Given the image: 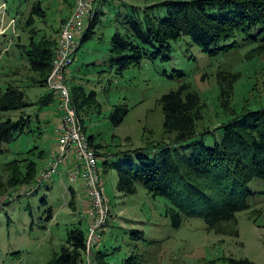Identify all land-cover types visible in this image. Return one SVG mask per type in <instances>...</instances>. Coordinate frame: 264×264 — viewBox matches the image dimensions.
Returning a JSON list of instances; mask_svg holds the SVG:
<instances>
[{
	"label": "rangeland",
	"instance_id": "rangeland-1",
	"mask_svg": "<svg viewBox=\"0 0 264 264\" xmlns=\"http://www.w3.org/2000/svg\"><path fill=\"white\" fill-rule=\"evenodd\" d=\"M71 1L0 0V93L9 84L18 85L27 100L34 103L46 92L45 86H35L31 80L25 49L30 37L53 34V29L59 27V20L67 14V5ZM162 1H104L91 37L77 48L69 74L64 79L68 90L76 84L85 92H95L96 104L84 110L82 121L84 133L92 135L98 143L101 159L116 150L168 141L162 128L158 99L181 83L180 77L173 74L177 69L188 77L191 88L200 97L203 120L197 131L203 126L213 128L226 118L217 100L218 71L224 75L227 72L237 74L227 104L237 109L247 106L256 109L264 105V56L247 58L251 44L210 57L195 47L185 52L174 45L169 61L143 60L121 74L109 70V39L119 29L122 16L141 15L146 6ZM37 2L44 10L43 15L31 12L32 5ZM157 13L163 15V9H158ZM29 16L33 21L25 29ZM30 29L35 33L31 34ZM170 75L173 76L169 78ZM117 106L126 108V113L119 125L113 126L109 115ZM57 108V99L43 106H28L23 113L30 116L29 127L14 141L0 143L2 183L7 177L2 170L3 164L18 159L33 147H36L34 151L44 152L38 161L33 187L0 190V264H44L53 252H58L67 230L78 226L87 231V218L80 211L81 205L75 210L67 205L68 187L72 186L77 195L82 188L79 183L70 185L67 182L64 167L57 170L60 177L54 174L31 193L56 146L57 137L53 131L59 119ZM17 117V111L0 113V120ZM100 179L109 201V217L100 235L99 248L92 249L108 253L110 264H121L122 259L130 255L136 264H224L220 260L222 257L246 258L254 264H264V193L248 200L250 209L236 213L238 235L233 236L206 231L199 218L185 219L177 229L172 228L165 215L166 200L152 197L140 186L135 194L123 196L116 190L117 174L112 168L101 172ZM258 187L264 189V184ZM251 209L260 210V213L249 215ZM134 231H138V236Z\"/></svg>",
	"mask_w": 264,
	"mask_h": 264
},
{
	"label": "trees",
	"instance_id": "trees-1",
	"mask_svg": "<svg viewBox=\"0 0 264 264\" xmlns=\"http://www.w3.org/2000/svg\"><path fill=\"white\" fill-rule=\"evenodd\" d=\"M158 9H163V15L157 13ZM31 12L44 14L40 2L32 5ZM100 13L101 9L97 8L93 20L79 38L78 47L91 37ZM122 17L118 22L119 29L109 39L107 57V67L118 74L143 60L169 61L174 45L185 52L195 47L210 57L251 44L247 58L264 56V0H164L146 6L141 15ZM32 21L29 16L25 29ZM63 21L61 18L59 27L53 29L54 35L32 36L26 46V67L32 73L35 86H45ZM29 32L34 34L35 30ZM173 74L180 77L181 83L158 99L162 128L168 141L116 150L101 159L99 145L92 135L84 133L82 121L84 110L96 104L95 92H85L82 86L72 84L69 87L71 105L89 145L97 151L101 172L111 168L116 171L118 193L133 195L140 186L152 197L166 200L165 215L172 228L177 229L185 219L199 218L206 231L237 236L236 213L250 209L248 200L264 193V189L258 187L264 184V105L256 109L248 106L237 109L227 104L237 74L227 72L224 75L218 71L217 100L226 118L213 128L203 126L197 131L203 120L200 97L182 70H174ZM54 99L55 95L46 90L37 103H31L18 85H7L0 93V113L17 111L19 117L0 120V143L14 141L29 127L30 116L23 113L25 108L34 104L43 106ZM125 113L126 108L114 107L109 115L112 125H119ZM34 148L2 165L7 177L4 183L0 181V190L35 185L38 161L44 152L34 151ZM42 184L36 185L31 193ZM74 193L68 187L67 205L73 210L76 208ZM248 212L249 215L259 214L260 210ZM108 217L109 211L99 235L107 225ZM136 233L138 231H134ZM86 237L87 231L80 227L70 228L58 252H53L44 264H84ZM100 243L93 247L99 248ZM91 252L96 264H110L108 253L93 249ZM132 258L133 255L123 258L121 264H136ZM220 260L224 264H254L246 258L222 257Z\"/></svg>",
	"mask_w": 264,
	"mask_h": 264
},
{
	"label": "built area",
	"instance_id": "built-area-1",
	"mask_svg": "<svg viewBox=\"0 0 264 264\" xmlns=\"http://www.w3.org/2000/svg\"><path fill=\"white\" fill-rule=\"evenodd\" d=\"M104 1L106 0H73L72 8L61 24L51 70L45 82L46 90L58 100L59 119L53 131L57 142L37 179L39 186L49 181L54 174L60 177L61 173L57 170L64 167L63 174L67 182L70 185H81L87 201L85 215L88 219L84 264H96L91 250L100 241L98 232L106 223L108 199L100 179L97 151L89 145L82 131L64 79L74 60L79 38Z\"/></svg>",
	"mask_w": 264,
	"mask_h": 264
},
{
	"label": "crops",
	"instance_id": "crops-1",
	"mask_svg": "<svg viewBox=\"0 0 264 264\" xmlns=\"http://www.w3.org/2000/svg\"><path fill=\"white\" fill-rule=\"evenodd\" d=\"M72 3L71 4H73V0L71 1ZM67 5V14L64 16V17H66L67 15H68V13H69V11H70V9H71V6L72 5ZM3 5H5L4 3H3ZM98 9L100 10V6L98 7ZM63 17V18H64ZM67 74H69V70H68V73ZM66 74V75H67ZM58 112V111H57ZM59 114V113H58ZM57 117H59V116H57ZM58 121V120H57ZM80 185V184H79ZM69 187H71L72 189H73V191L75 192L74 193V198H75V202H76V204H77V201H78V204L76 205L78 208H79V206L81 205V208H80V211H84V209L86 208V206H87V201H86V198H85V196H84V193H83V190H82V192H81V190H80V194L79 195H77V191L72 187V186H69ZM80 188H81V185H80ZM78 196V199H76V197ZM67 197H68V195H67ZM68 199V198H67Z\"/></svg>",
	"mask_w": 264,
	"mask_h": 264
}]
</instances>
